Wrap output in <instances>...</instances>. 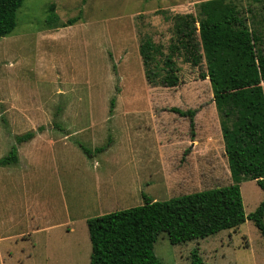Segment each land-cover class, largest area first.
<instances>
[{
  "label": "rangeland",
  "instance_id": "1",
  "mask_svg": "<svg viewBox=\"0 0 264 264\" xmlns=\"http://www.w3.org/2000/svg\"><path fill=\"white\" fill-rule=\"evenodd\" d=\"M203 1L23 0L0 37V157L16 134H35L17 144L16 163L0 166V264H88L86 218L141 204L142 194L165 200L232 181L202 76ZM224 2L264 57V0ZM175 14L195 18V40L172 52L175 85L150 84L138 45L149 37L165 54ZM171 107L194 111L191 129ZM79 145L103 149L88 158ZM236 179L246 216L262 191ZM192 248L202 264H264L248 218L202 239L170 244L160 232L153 242L163 264H189Z\"/></svg>",
  "mask_w": 264,
  "mask_h": 264
},
{
  "label": "trees",
  "instance_id": "2",
  "mask_svg": "<svg viewBox=\"0 0 264 264\" xmlns=\"http://www.w3.org/2000/svg\"><path fill=\"white\" fill-rule=\"evenodd\" d=\"M22 2L0 0V37L14 29ZM199 14L197 29L206 68L202 76L210 84L232 181L165 200L142 194L139 205L86 218L88 264H163L153 253V242L160 232L170 244H179L236 228L244 218L252 220L264 238V57L255 51L256 37L234 6L224 0H205L199 5ZM171 19L176 38L169 42L165 54L149 37L138 45L143 73L150 84L175 85L172 52L182 51L195 40L196 21L191 14H175ZM112 102L111 98L109 104ZM170 110L187 116L192 128L193 110ZM34 134L33 130L16 134L14 144L0 157V166L16 163L17 144ZM79 147L88 158L103 149ZM238 175L254 180L262 191V199L246 216L236 183ZM189 264H202L197 248L190 250Z\"/></svg>",
  "mask_w": 264,
  "mask_h": 264
},
{
  "label": "crops",
  "instance_id": "3",
  "mask_svg": "<svg viewBox=\"0 0 264 264\" xmlns=\"http://www.w3.org/2000/svg\"><path fill=\"white\" fill-rule=\"evenodd\" d=\"M167 183H168V184L172 183L171 178H169V179L167 180ZM149 196H150V195H149ZM150 198L153 199V200H155L154 197H151V196H150ZM138 205H139V204H138Z\"/></svg>",
  "mask_w": 264,
  "mask_h": 264
}]
</instances>
